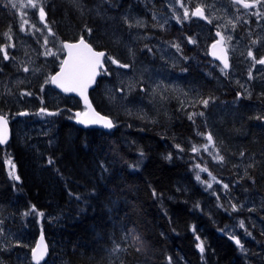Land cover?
<instances>
[{
    "label": "trees",
    "instance_id": "obj_1",
    "mask_svg": "<svg viewBox=\"0 0 264 264\" xmlns=\"http://www.w3.org/2000/svg\"><path fill=\"white\" fill-rule=\"evenodd\" d=\"M102 1L118 4L117 0ZM95 3L96 0H81L78 10L68 0H43L55 37L76 40L85 36L95 48L107 51V60L109 54L116 56L117 49L132 53L137 64L149 65L144 54L138 52L142 44L147 47L149 35L144 29L147 23H137L139 17L145 18L139 12L142 9L129 11V17L134 18L130 21L139 28L135 25L130 32L125 25L116 27L119 34L128 33L125 38L120 36L122 44L116 35L102 34L106 20L93 13ZM156 9L163 14L171 12L169 6L156 4ZM30 11L37 13L34 8ZM109 13L116 17L113 10ZM13 28L18 31L15 8L10 0H0V54ZM159 29L166 32L165 28ZM186 31L189 35V29ZM155 32L151 35L157 40L160 35ZM188 48L186 54L193 61L186 74V92L194 96L184 97L187 106L194 104L189 99L196 102L197 89L200 98L216 97L203 104L204 122L200 126L195 118L187 117V112L181 117L173 107L168 109L172 117L148 110L145 105L140 116L146 118L124 119L129 111L119 114L114 103L102 94L111 93L110 85H119L112 68L102 70L98 86L91 92L96 108L115 121L110 131L79 125L71 118L77 110L84 109L81 101L57 92L45 77L58 65L45 64L43 71L36 70L34 79L39 82L33 80L30 96L20 97L15 86L17 101L11 102L2 90L0 112L8 116L12 130L13 118L22 112V105L29 109L27 115L39 107H50L56 114L46 116L41 123L53 129L55 144L24 146L14 130L8 145L0 146V264H36L31 250L40 232L50 248L47 259L40 264H264V85L254 87L249 99L233 98L229 86H225L223 94L224 89L207 81L206 73L195 63L206 65L207 53H199L195 45ZM2 66L5 72H11L10 77L18 73L9 62ZM108 72L112 75L108 76ZM139 77L143 78L140 73ZM8 79L0 74L1 81ZM141 84L137 80L135 94L144 92L146 87ZM23 85L29 89L27 83ZM52 93L61 100L54 101ZM2 101L8 102L6 109ZM221 106L224 109L220 111ZM216 110L220 111V121L214 119ZM149 119L160 123L148 124ZM213 126L223 142L221 154L226 159L220 176L231 187L219 196L242 197L252 205L250 210L231 209L227 213L213 207L215 196L197 178L190 147L200 145V134L205 140L208 130L215 135ZM229 130L239 135L237 146L226 139ZM181 140L185 148H172L171 142ZM39 149L44 151L40 153ZM226 151L243 164H232ZM9 157L16 165L17 181L9 174ZM260 158L263 162L257 164ZM244 213L255 219L245 221ZM237 218L249 225L246 233L237 228L239 241L225 231ZM131 230L139 234L146 248L134 244Z\"/></svg>",
    "mask_w": 264,
    "mask_h": 264
},
{
    "label": "rangeland",
    "instance_id": "obj_2",
    "mask_svg": "<svg viewBox=\"0 0 264 264\" xmlns=\"http://www.w3.org/2000/svg\"><path fill=\"white\" fill-rule=\"evenodd\" d=\"M12 5L16 11V17L18 19V31L16 29H12L9 33V39L5 42L1 49L0 54V74H5V78L8 79L7 81L0 80V94L2 90L6 93L5 97L8 101L16 102L17 101V93H20V97L25 98L26 96L32 95V82L37 81L39 79L36 77L37 69L39 71H43L45 69V64L50 66H57L61 65L64 57V48H63V40H59L55 37V32L52 29V26L48 23L47 14L45 13L43 0H10ZM71 3L75 4V7L81 2V0H68ZM118 4H107L103 3L102 0H96L94 5L93 13L98 14L101 18L106 20L104 27L102 28V34L106 37L108 33L112 35H116L120 41V36L126 37L127 34H123L117 31L116 27L121 28L122 25H125V30L133 32V27L137 25L135 22L132 23L130 20L134 19L133 17H129V11L134 10V8H141L142 11L140 14L144 15L145 18L139 17L137 23H147L145 26V30H147L148 41L152 39L154 40L152 32L159 33V27L165 28V31H171L168 28V23L174 21V16H184L187 20L191 17L189 16L191 13V8H189L190 4L193 2L199 1L201 4L204 0H189L188 3L184 4V0H166L169 6L171 7V12L166 14L160 13V10L156 9V2L155 0H117ZM206 8L208 9L209 13L215 20V24L217 27L223 26L224 30L226 31V41L229 43L233 56H244L248 62V68L250 74L247 78L242 76H238L237 78L232 79V83L227 85L225 73L221 76L220 71L215 75V67L213 64L208 63L206 61V65L199 66L206 73L208 78L207 81H210L212 84L216 83V85L224 91L223 94L226 93L227 88L225 86H229V90H232L231 95L237 98H248L251 97L250 95L253 92L252 85L250 84V80H260L264 79V67L261 62V58L264 56V0H256L255 9L252 12L241 11L236 5L225 2L223 0H209L205 1ZM188 5V6H186ZM208 6V7H207ZM80 6L76 8L79 10ZM191 7V6H190ZM31 8H34L37 13L30 11ZM114 11L116 17H111L109 11ZM173 11V12H172ZM87 12V11H86ZM246 13L260 15L256 19L251 20L248 24L245 23L242 16ZM83 15V12H81ZM136 19V18H135ZM243 22V23H242ZM256 22L262 24V29H255ZM114 23V25H113ZM214 24V23H213ZM137 25V28L139 26ZM144 26V25H143ZM142 27V26H140ZM190 29L195 30L196 34L191 33L189 42H195L197 39L199 41L201 37L202 45H204V41L207 40L208 32L206 29L210 28L207 26L203 29L193 28V26H189ZM222 28V27H221ZM143 29V27H142ZM151 29L153 31H148ZM141 32V30H139ZM198 32V33H197ZM202 36H198V34ZM163 34V32L161 31ZM137 35H134V37ZM198 36V37H197ZM148 41L147 47L142 46L138 52L147 56L148 50ZM157 40H154L153 45L159 49L160 51L164 50L162 44L157 43ZM123 44V41H121ZM125 43V42H124ZM261 49L262 52L258 53V49ZM112 47V46H111ZM113 48V47H112ZM121 48V47H118ZM200 53V50L198 49ZM116 56L114 53L108 55V60L105 62L106 68L105 69H113L115 72L114 77L119 85H110L113 86L110 89L111 93H107L102 91V94L106 96L109 101L114 103V110L118 111L119 114H126L129 111L125 118L134 116L135 118L138 117L139 119L146 118L145 116H140V112L142 109L146 108L148 110H157L159 114L165 116H171L168 109L170 107L174 108V112L178 113L181 117L185 115L187 112V117L190 115L195 118V123L197 126H200L204 122V117L202 116V106L203 104L209 100L216 99L212 95L206 100L200 98L198 94V89L196 93V102L194 101L193 105L187 106V101L184 97L187 94L189 96H194L188 92H186V85H187V78L183 82L179 80H165L163 78L158 79L152 74V69H156L157 72L162 73L164 70L169 73L165 75L166 77H170L172 74L164 67V57L161 59V63L159 66H150L144 64H137V61L132 58V53L126 52V54L116 49ZM203 53V52H202ZM119 58V59H118ZM6 62H9L17 71L18 73L12 74L13 77H10L11 72H5L2 66ZM203 62V63H204ZM203 67V68H202ZM14 72V71H13ZM20 72V73H19ZM52 73H46V76L49 83ZM132 73V74H131ZM143 76V78L139 77ZM108 76H111L112 73H106ZM170 75V76H169ZM206 78V79H207ZM212 79H215L213 81ZM137 80L143 83L142 87H146L142 94H135L136 89L135 85ZM28 84V88L26 89L23 84ZM134 84V85H133ZM51 85V84H50ZM215 85V84H214ZM17 86V90L15 89ZM98 86V85H97ZM52 87V86H51ZM140 87V86H137ZM261 87V86H260ZM259 87V89H260ZM97 88V87H96ZM95 88V89H96ZM94 89V90H95ZM226 89V90H225ZM93 90V91H94ZM148 90H150L148 92ZM57 91V90H56ZM58 92V91H57ZM60 93V92H59ZM149 93V94H148ZM215 94V92H211ZM61 94V93H60ZM217 94V93H216ZM63 95V94H62ZM240 95V96H239ZM188 96V97H189ZM73 97V96H70ZM221 97V96H219ZM218 97V99H219ZM51 98L54 101L61 100L60 96L56 93H52ZM252 98V97H251ZM236 99V98H235ZM110 102V103H111ZM127 103V104H125ZM138 103V105H137ZM8 104L7 101H2L1 105L3 108L6 109V105ZM133 104V107H129ZM183 104H186L185 107ZM224 104V103H222ZM29 107L33 105L28 104ZM136 105V106H135ZM251 105V104H249ZM21 110H29L26 107H21ZM28 108V107H27ZM219 108V107H218ZM223 110L224 107L221 106ZM220 111L216 110L214 113V119L220 121L218 118ZM143 112V111H142ZM168 112V113H167ZM171 112V111H170ZM192 112V113H191ZM199 114H195V113ZM7 113V111H6ZM66 113V112H65ZM172 113V112H171ZM191 113V114H189ZM56 111L52 108L48 107H39L33 111V114L27 116H20L17 112V118H13V123L15 128H13V133L15 130V137L16 139L24 144V146H37L39 144H43L46 146H51L55 144L54 140V133L51 127H42L44 118L49 115H55ZM224 114V113H223ZM68 115V114H67ZM216 115V116H215ZM234 115H239L238 113H234ZM64 116V115H63ZM66 117V116H64ZM162 117V116H161ZM172 117V116H171ZM186 117V118H187ZM71 118L75 119V117L71 116ZM134 118V119H135ZM208 118V117H207ZM211 118V117H210ZM189 119V118H188ZM209 119V118H208ZM242 119V118H241ZM123 120V118L121 119ZM194 120V119H193ZM144 121V120H140ZM250 121V120H248ZM139 122V121H137ZM210 122V120H209ZM123 125L125 123L120 121ZM160 120H153L149 119L148 124H153L158 126ZM213 124V123H212ZM152 126V125H151ZM165 126V124L161 125ZM157 128V127H156ZM160 129V128H159ZM233 131V132H232ZM226 131V139L229 143H232L234 146H237V142L239 140V135L236 134L235 130ZM44 132V133H43ZM213 132L215 134L212 135L209 130L206 131L204 134L205 140L202 139V135L200 134L199 139L202 140L200 145L194 144L190 148L193 150V158H194V165L196 170L197 178L205 185L208 189L210 194L215 196V200L213 201V207L220 208L225 210L227 213L231 209L233 210H250L252 208L251 204H246L245 200H242V197H234L231 196L228 199H223L219 196L220 193L226 194L227 189L230 190L231 187L228 185L227 180H223L220 173L222 171L221 166L225 164V158L222 156L221 151L224 148L222 146L223 142L220 140L216 128L213 126ZM225 132V131H224ZM235 132V133H234ZM43 133V134H42ZM40 135V136H39ZM48 137V138H47ZM214 137V138H213ZM49 139V140H47ZM186 140V139H184ZM41 141V142H40ZM172 148H185V143L183 140L177 142H171ZM226 145V144H225ZM230 147H233L229 144ZM113 150V148H111ZM38 152H42L44 150L39 149ZM227 152V151H226ZM232 153V151H231ZM228 154V160L232 163L233 161H239L234 157L232 154ZM173 155V153H172ZM172 155H168L171 157ZM254 162V158L252 157ZM11 165L8 167L10 176L17 181L19 179L17 174V169L15 163L12 161V158L9 157L7 160ZM242 163V161H239ZM263 160L260 158L257 161V164H261ZM8 163V164H9ZM234 164V163H232ZM243 164V163H242ZM256 164V161H255ZM206 204H210L207 202ZM251 215H247L246 213L243 214V219L245 221H253L251 219ZM242 218H237L236 223H231L225 231L232 235L235 240H240L241 237L238 234V227L241 229V232L246 233V229L249 225L243 220ZM131 240L134 242L138 248H146V243L143 239L139 236V234L131 230ZM45 262V261H44Z\"/></svg>",
    "mask_w": 264,
    "mask_h": 264
},
{
    "label": "water",
    "instance_id": "obj_3",
    "mask_svg": "<svg viewBox=\"0 0 264 264\" xmlns=\"http://www.w3.org/2000/svg\"><path fill=\"white\" fill-rule=\"evenodd\" d=\"M243 4L248 5L247 2H243ZM193 11L195 16H202L205 20L207 19L202 7H195ZM216 35L217 39L210 45V55L219 60L226 68H230L222 33L216 31ZM63 48V61L51 76V86L61 94L77 97L81 101L84 110L75 112L77 124L110 131L115 126V121L111 116L100 112L91 98V92L98 85L101 71L106 67L105 57L107 51L95 48L85 36L76 40L65 39ZM26 114H28V111L20 112L22 116ZM11 138L12 126L9 118L0 112V146H6ZM10 165L9 163L8 167ZM49 253V244L44 234L40 232L31 250L32 260L34 263L40 264L47 259Z\"/></svg>",
    "mask_w": 264,
    "mask_h": 264
},
{
    "label": "flooded vegetation",
    "instance_id": "obj_4",
    "mask_svg": "<svg viewBox=\"0 0 264 264\" xmlns=\"http://www.w3.org/2000/svg\"><path fill=\"white\" fill-rule=\"evenodd\" d=\"M205 1L209 0H204L202 4L199 1L193 2L190 4L189 8H191V13L189 16H191L188 20L184 18V16H174V21L173 23L170 22L168 23V28L171 29V31L168 32H159L157 39V43L162 44L164 47L163 51H160L157 49L152 42V39L148 41V50H147V56H145V61L149 63L150 66H159L161 63V59H164V67L171 72L170 77H166L165 75H168L166 70H164L162 73L157 72V70L152 69V74L158 78V79H165L167 81L169 80H179L180 82H183L186 80V74L188 67H192V61L193 58L188 56L186 54V48H193V45L201 51H205L207 55L205 56V61L208 63L213 64L217 69L215 68V75L220 71L221 76L224 75L226 76V82L225 84L229 85L232 83L233 78H237L238 76H242L244 78H247L248 75L250 74L249 68H248V62L244 56H240L242 54L241 52L238 53L239 56L237 57L236 55L233 56L232 49L227 43L226 39V31L224 30L223 26L217 27L215 24V20L209 13L208 9L206 8V3ZM225 2H230L234 5H236L241 11H246V12H252L255 9V4L256 0H223ZM157 5H164V6H169L166 0H155ZM189 0H184V4L188 3ZM243 2H247L248 5L243 4ZM188 6V5H186ZM170 7V6H169ZM195 7H202L205 12V16L207 19L205 20L202 16H195L193 14V9ZM208 7V6H207ZM260 15H255V14H250L246 13L245 15L242 16V19H244L245 23L248 24L251 20L256 19ZM214 23V24H213ZM243 23V22H242ZM255 29H262V24L259 22H256ZM189 26H193V28H198V29H203L209 26L210 28L206 29L208 32L207 40L204 41V45H202L201 37L198 41V39L193 43L189 42L190 35L191 33L196 34L195 30L190 29ZM222 27V28H221ZM178 28H180L178 30ZM189 29V35H187L186 31ZM216 31H220L222 33V36L224 38V46L227 50L228 53V58L230 61V68H226L219 60L213 58L210 55V45L211 43L217 39ZM198 33V32H197ZM198 36H202L199 32ZM197 36V37H198ZM188 48V49H189ZM262 52L261 45L260 49H258V53ZM243 55V54H242ZM107 58V57H106ZM132 58L135 60V57L132 56ZM264 56L261 58V62L264 67ZM107 60V59H106ZM189 62V63H188ZM195 63L198 66L200 65V62L195 61ZM196 70V68H194ZM215 81V79H212ZM250 84L252 85V88L254 87H260L264 85V79L260 80H250ZM240 96V95H239Z\"/></svg>",
    "mask_w": 264,
    "mask_h": 264
},
{
    "label": "bare ground",
    "instance_id": "obj_5",
    "mask_svg": "<svg viewBox=\"0 0 264 264\" xmlns=\"http://www.w3.org/2000/svg\"><path fill=\"white\" fill-rule=\"evenodd\" d=\"M140 33H141V32H140ZM145 40H146V39H145ZM147 41H148V39H147ZM155 70H156V69H155ZM203 97H204V96H203ZM202 99L205 100L204 98H202ZM43 133H44V132H43ZM43 133H42V134H43ZM39 136H40V135H39ZM214 137H215V135H214ZM214 137H213V138H214Z\"/></svg>",
    "mask_w": 264,
    "mask_h": 264
}]
</instances>
